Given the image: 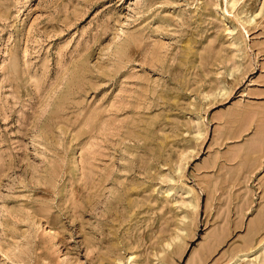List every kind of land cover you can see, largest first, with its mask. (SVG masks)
Wrapping results in <instances>:
<instances>
[{
  "label": "rangeland",
  "instance_id": "374dc122",
  "mask_svg": "<svg viewBox=\"0 0 264 264\" xmlns=\"http://www.w3.org/2000/svg\"><path fill=\"white\" fill-rule=\"evenodd\" d=\"M263 128L264 0H0V264H264Z\"/></svg>",
  "mask_w": 264,
  "mask_h": 264
},
{
  "label": "bare ground",
  "instance_id": "6f19581e",
  "mask_svg": "<svg viewBox=\"0 0 264 264\" xmlns=\"http://www.w3.org/2000/svg\"><path fill=\"white\" fill-rule=\"evenodd\" d=\"M264 129V128H263ZM261 133H262V131H261ZM260 134V133H259ZM263 135V136H262ZM262 135H260L261 137H260V139L262 138V140L264 141V131H263V134ZM262 145V144H261Z\"/></svg>",
  "mask_w": 264,
  "mask_h": 264
}]
</instances>
